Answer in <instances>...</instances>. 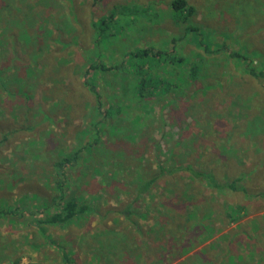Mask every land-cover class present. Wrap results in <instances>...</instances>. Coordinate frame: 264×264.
I'll return each instance as SVG.
<instances>
[{
  "label": "trees",
  "instance_id": "trees-1",
  "mask_svg": "<svg viewBox=\"0 0 264 264\" xmlns=\"http://www.w3.org/2000/svg\"><path fill=\"white\" fill-rule=\"evenodd\" d=\"M60 1L35 0L33 2L29 0V6L26 7H23L17 1L15 4L16 8H12L11 13L7 12V6L10 1L6 0L4 4H0V27L4 30L0 31V43L10 39L12 41L11 45L18 49L11 59V62H14L12 66L13 72L18 74L12 75V85H10L9 80L2 83V91L8 93V96L15 94L24 98L22 102L24 111L19 116L20 122L24 126L20 129L25 127L31 129L42 126L45 121H49V124L53 126L52 129H55V126H57L56 116L60 118L64 114L68 117V122L64 123L65 126L63 128L65 133L70 130L72 125H77L74 124V120L77 118H81L84 122L83 126L77 127L79 128L78 130L75 129L74 132H71L76 137L74 142L72 141L71 147L66 146L65 138H59L58 143H56V140L54 143V139H50L52 143L50 146L54 144L55 146L53 149L49 147L51 153L49 151V156H47L50 172L45 177L50 179L52 183V191L49 192L48 196L36 190V187L30 189L29 194L19 198L15 204H11L8 201L1 203L0 219H5L9 223L14 224L24 223L28 226L29 237H33L32 239H37L34 236L35 234L50 238L51 233H53L56 238L53 239L52 237L50 239V244L54 245L50 250L53 249L54 252H51V257L53 256L52 260L57 264H79L78 253H72L70 247V241L71 245H73L72 239L74 237H76V241L80 242L81 245L90 247L88 255L84 257V260L92 255L94 264H132L130 258L133 255L131 251L133 248L137 252V254H134V256H137L135 258L137 264L165 263L163 255H169L171 259H175L174 257H177L179 254L187 252L185 245L190 241L191 235L200 239L208 237L205 234L207 232L206 228H210L212 224L207 225L203 221L205 217L208 219V214L212 210L208 213L199 212L200 215L196 218L194 217L193 223L190 222L191 217L188 215L190 213L193 215L192 206H196L199 197L198 191L201 189L205 191L206 188L210 187L214 190L223 191L226 195L229 192H241L246 197H250L251 194L249 193L251 192L247 187V183L250 185V181L247 182V177L250 179H253V177L259 178V175L263 174L264 169L260 164L264 162V155L258 154L260 158L257 162L255 159L257 164L255 166L252 165V167H258L256 171L233 170L226 178L218 179V175L216 176L212 172L213 169L202 167V163L204 164L205 160H202L198 165L191 161H198V155H200L198 150L203 147L202 143L204 139L200 137L196 142L198 146L189 148L193 144V140L188 144L185 143L186 145L183 148L186 152L182 153L184 156H178L176 166L166 168L164 166L165 162L171 160V156L175 155V150L178 147H182V144L179 143V140L170 141L167 137L168 130L164 129L166 121L162 115L164 113L163 108H161L160 116L158 121H156L160 127V138L153 139L152 128H158V125L152 113L150 115L140 112L138 103L142 100L144 102L150 99L155 102L156 100H164L162 106H169L167 109L169 120L171 122H178L177 126L184 124V127H186L187 117H192L187 108H190L193 103L184 105V114L180 112L178 116L172 112V105L177 103L178 95H181L185 91L189 92V88L191 87L193 89L196 87L194 82L199 81L198 78L200 79L197 73L198 68L201 63H205L202 51L210 53L209 58H211V54L218 55L223 53L224 58L229 60V62L233 61L234 57L238 59L242 56L239 52L228 51L227 47L223 52L220 51L221 46L212 50L210 48L211 44H204L196 36V32L193 33L192 39L203 46L201 52H199L198 57L200 59L198 62L195 59L189 60L185 57L184 53L179 54L175 51V44L172 49L167 51L156 48L151 43L144 47H134L130 50L127 48L124 50L111 48L109 51H106L105 47L102 48V45H107L106 40L109 41L112 37H121L127 33V30L136 29L137 25L135 24L145 19L146 8L150 7L151 2L148 1L147 4L149 5L146 7H134V4L131 7L127 4H120L110 0L100 4L102 6L101 10L97 14H93L91 13V7H97L93 1L89 8L82 7L86 9V20L83 22L80 19V12L74 0ZM45 3H48L47 7L44 6ZM168 7L170 18L178 26L187 22L188 18L196 12L195 6L189 0H169ZM45 8L48 9V12H46ZM9 14L10 16H8ZM95 16L98 18L95 19ZM8 18L12 19V25H10L12 30L10 32L7 30L8 25L2 26L4 22H7ZM55 20H58V23H56L57 29H48L46 23ZM61 25L70 26L77 39L82 37L80 32L83 31V27L85 26H89L92 32V36L88 37L90 38L89 41L85 45L82 43L81 57L84 58L82 62L84 66L81 69L80 76L74 77L75 85H77L74 86V89L78 88L80 90L82 88L88 92L86 97H84V92L82 91L83 93L79 94L80 98L84 97L87 100L90 98V101L94 102L89 111H86V104L89 100L80 102V105H78L76 102L78 96L73 93L75 90L70 89L71 92L68 91L69 83L66 81V78L70 77L67 76L70 73V65H62L63 62L58 64L61 58H55L59 53L58 49L61 48V45L65 47L69 44L68 41L64 42L61 39L62 32L58 27H61ZM77 25L78 29L76 28L77 30L74 31V27ZM196 28L197 26L195 25H188L186 29L196 31ZM65 30L67 31L68 28H65ZM65 30L62 29V31ZM178 38L181 37L178 36ZM178 38L175 37V40L172 39L171 42L173 43ZM73 44H75L74 40ZM53 45L56 46L53 47ZM23 47L24 50L21 51ZM0 56H3V53ZM21 62L24 65L21 66L22 71L19 74V63ZM233 62L235 63L236 61ZM241 63L246 70V75L256 80L264 76V64L260 68L255 61L247 60L246 58ZM40 69L48 71V75H43ZM123 72L131 77L130 82H126L131 83V85L129 84L128 91L122 87V82L119 80L120 75L124 74ZM110 75L113 76L114 80L109 77ZM47 78L51 80V86L46 85ZM205 78L208 79L209 77ZM27 80H29V84ZM203 81L205 84L208 82L207 80ZM101 84L108 87L109 93H106L107 91L105 90L107 89L103 90L101 88ZM19 86L24 87L22 93L17 91L20 88ZM37 86L41 88L42 101L45 103L46 100V103H50L49 107H45L43 102L38 99L39 96L34 91V88ZM197 87L195 90L198 91ZM197 91L194 97H197ZM46 94L47 96L44 97ZM240 103L244 104L245 102H240L236 97H232L227 102H224L223 107L220 108L219 112L216 111V114L218 113L221 118L237 121L238 116H234L233 114L239 112L237 106ZM230 106V112H227L226 109ZM214 114L215 112L212 114V117ZM250 116L252 115L250 114ZM181 117L186 119L181 120ZM1 118L0 122L8 120V116L2 115V112ZM250 119L248 118V120ZM73 129L74 127L71 130ZM227 129L228 127L224 131ZM235 130L236 127L232 129L231 137L237 134ZM120 132L124 136L132 135L133 137L135 135V137L139 138L137 143L134 142L135 145H133V142H129L134 148H130L128 141L127 146H123V144L119 146V143H116L113 138L112 143L109 144L111 150L104 151V155H102L103 151H99V148L106 147L105 141H102L103 135ZM6 137V135L1 137L0 144H2ZM164 139H168L173 148L167 147L163 163H158V167L153 171L149 169L144 171V164L139 169L137 165L135 168L138 175L132 179L133 181H137H134L133 187L125 185L123 180L119 179V181H116L119 178V176L114 178L115 175L119 174L115 171V168L119 169V166H113L116 162V157L121 158L124 162L140 163L141 166L143 161L146 160V155H148V150L150 149L149 140L153 143L152 147L155 155L160 157L164 152H162V149H159V145L160 141ZM220 153L221 151H217V153L211 152L214 164L222 162L221 160L224 156L220 155ZM95 156L102 157L100 160L105 165L106 169L104 171L99 169L98 160L95 159ZM216 156L218 157L216 158ZM256 157L257 155L255 154ZM230 158L231 160L228 162L227 167L231 168V165L235 164V161L232 155H230ZM202 159H205L204 156ZM107 161L108 164H106ZM89 162L97 163L98 165ZM84 163L86 165L89 164L91 169V172H87V177L89 175V178H91L96 171L102 173V185L107 190L110 185H113L114 188H117L116 190L129 192L126 194V201L128 200L127 202L125 201L126 203H123L117 209L112 208V210L118 213V216L124 218V222L120 227H116L113 224H108L107 226V223L104 222L109 214L114 213L112 210L108 209L104 214L105 219L100 224L102 229L97 230L98 232L102 230L101 240L104 243L112 236L115 238L112 239L111 244L105 245V249L103 252L101 251V254H97L95 250L99 245L97 242L98 235L90 237V235L84 232L80 235V230V236H74L75 231H73L74 228L78 226L82 227L88 222V220H85L88 214H95L101 210L100 205L96 204V202L92 204L91 202L81 200L82 192H80L79 187L83 183L80 182L82 180L80 174L84 173ZM93 165L95 166L93 167ZM121 167L123 168V166ZM38 175L41 176L40 173ZM172 175H177V177H172ZM187 175L190 176L189 180H186ZM89 178L86 179L84 176L85 180H89ZM171 178H174V186ZM195 179L197 181H205L208 186L201 183L200 187H194L192 183ZM160 180L162 183H160ZM88 183L89 181H87L86 187L89 185ZM170 184L171 187L168 186ZM155 186H161L163 189L158 192L160 193V197L156 198L154 202L156 204H152L153 206L151 205L150 207L151 214H147L144 211L137 212L134 209L138 205L137 202L144 201V194ZM258 193L263 195L264 190ZM231 200L233 201L234 198H231ZM213 206L216 207L215 204ZM216 208L220 209V212L217 213H220L221 219L233 220L241 217L243 215L242 211H244V215L248 213L245 204L241 203L228 205L224 208L220 206ZM209 209H212L211 205ZM136 213H138V216L135 219ZM61 233L63 234V238L59 239L58 234ZM235 234L236 232L231 233V235ZM82 236H85V240H83ZM3 243L4 241H0V253L6 249L2 246ZM196 244L195 242L191 247ZM169 245H172L176 250L169 249ZM191 247L189 246L188 248L190 249ZM179 248L184 249L179 251ZM207 249L205 248L203 254H201L202 256L206 255L205 253L218 255L215 249H208L209 251ZM217 249L219 253L225 252L221 250L222 248L220 249V246ZM226 252H230V250L226 249ZM150 253H152V258H155L151 263V260L148 259L151 258ZM12 254L13 252L7 249L3 258L11 262ZM171 259L169 258V260ZM182 262L183 259L181 260ZM213 263L220 264V261ZM261 264H264V260Z\"/></svg>",
  "mask_w": 264,
  "mask_h": 264
},
{
  "label": "rangeland",
  "instance_id": "rangeland-1",
  "mask_svg": "<svg viewBox=\"0 0 264 264\" xmlns=\"http://www.w3.org/2000/svg\"><path fill=\"white\" fill-rule=\"evenodd\" d=\"M5 1L6 0H0V4H4ZM8 1L10 2L7 6V12L10 13L12 12V8H16L15 4L17 1H19L23 7L29 6V0ZM31 1L34 2L35 0ZM93 1L97 7L92 6L91 13L97 14L102 8L100 4L110 0H74L80 12V19L83 22L86 20V9L82 7L89 8ZM112 1H116L120 4H127L131 7L133 4L135 5L134 7H146L149 5L147 4L148 1L151 2V5L149 8H146L145 19L135 24L137 25L136 29L127 30V33L121 37H112L110 38L111 40H106L107 45H102V48L105 47L106 51H109L111 48L118 50L127 48L130 50L134 47H144L150 43L156 48L167 51L172 49L175 44V51L179 54L184 53L185 57L189 60L195 59L197 60L196 62H198L200 59L198 57L199 52H201L203 46L193 41L192 35L196 32V36L204 44H211L210 48L212 50L221 46L220 51L223 52L227 47L228 51L239 52L242 56L238 59L234 57L233 61H236L234 63L233 61L229 62V60L225 59L223 53L218 55L211 54V58H209L210 53L202 51L205 63H201L202 66L199 64L200 66L197 73L200 79L202 78L208 81L207 84H205L202 79L200 80L198 78L199 81L194 82V84L196 87L198 86L197 89L199 93L195 90L196 87L194 89L191 87L189 88V92L185 91L182 92L181 95H178L177 103L172 105V112L176 113V116H178L180 112L184 114L183 111L186 105L193 103L190 108H187L192 117H187L186 127H184V124L177 126L178 122H171L169 120L167 116V109L169 106H162L164 100H156L155 102L150 99L149 101L145 100L143 102L142 100L138 103L140 112L150 115L152 113L155 122L158 121L160 110L163 108L164 113L162 115L166 121L164 129L168 130L167 137L170 141L179 140V143L182 144V147H178V149L175 150V155L171 156V160L165 162L164 166H166V168L176 166L178 156H182V153L186 152L183 147L190 143L191 140H193V144L189 148L198 146L196 142L202 137L204 138L202 143L203 147L198 150L200 153V155H198V161H191L198 165L202 160H205L204 164L202 163V167L213 169L212 172L215 173L216 176H219H217L218 179L226 178L233 170L256 171L258 167H252V165L255 166V164H257L256 162L260 158L258 154L264 155V76L256 80L246 75V70L244 66L241 65V62L246 58L247 60L255 61L258 67H263L264 0H189L190 3L195 6L196 12L188 18L187 22L179 24V26L175 24L169 16V0ZM44 6L47 7L48 3H45ZM45 10L48 12L47 8H45ZM8 16H10V14ZM96 18L98 17L95 16V19ZM151 18L152 20H150ZM56 23H58V20L53 22L48 21L46 27L51 30L57 29ZM5 25H8L7 30L10 32L12 30L10 26L12 25V19L8 18L7 22L2 24V26ZM188 25L197 26L196 31L193 29H186ZM58 27L62 32V41H68L69 44L65 47L61 45V48L58 49L59 53L57 52L58 54L55 58H61L58 64L63 62L62 65H70V73L67 75L70 77L66 78V81L69 83L68 91H70V89L75 90L73 93L78 96V100L76 101L78 105H80V102L89 100L86 104V111H89V108H91L94 102L92 100L90 101V98L88 100L84 99L88 92L84 91L82 88H80V90H78V88L74 89V86H77L75 85V78L76 76H80L81 69L84 66V64H82L84 58L81 57L82 43L85 45V43L89 41L90 38L88 37L92 36V32L89 26H85L83 27V31L80 32L82 37L77 39L70 26L61 25V27ZM65 28H68V30L66 31ZM76 28L78 29V25L74 27V31L77 30ZM62 29L65 31H62ZM0 31H4L2 27H0ZM178 36L181 38H178ZM175 37L178 39L172 43L171 40H175ZM73 40L75 44H73ZM11 42L12 41L9 39L6 42L3 41L0 43V54L3 53V56H0V75H2L0 77V119H2L1 112L2 115L5 114L8 116L7 121L0 122V139L5 135L7 136L2 144H0V204L5 201L15 204L19 198L28 195L30 192L29 190L35 187V189L42 192L43 195L48 196L49 192L52 191V183L50 179L45 177L49 175L50 172L47 156H49L48 153L50 148L53 149L55 146V144L50 146V144H52L50 139L52 138L54 139V143L55 140L57 141L56 143H58L59 138H65L66 146L71 147L72 141L74 142L76 138L71 132H74L75 129L78 130L84 125L81 118H75L74 124L77 125H72L70 130L65 133L63 128L65 126L64 123L68 122V117L64 114L60 118L56 116L57 126H55L56 124L54 125L55 129H52L53 126L49 124V121H45L42 126L33 127L31 129H29V127L20 129L24 126L19 119V116L24 111V107L22 106L24 98L16 96L15 94L13 96H8V93L2 91V83L9 80L10 85H12V75L18 74L13 72L12 66L14 62H11L14 53L18 51V49L12 46ZM55 46L56 45H53V47ZM22 50H24V47L21 51ZM228 51H226V53H228ZM23 65L24 63H19V74H21V66ZM40 72H43L45 76L48 75V71H43V69H40ZM123 73L124 74H121L122 76L120 75L119 80L122 82V87L128 91L129 84L131 85V83L126 82H130L131 77L125 72ZM109 77L114 80L112 75ZM205 77L209 78L206 79ZM27 83L29 84V80H27ZM50 84H52L51 80L47 78L46 85L51 86ZM100 86L103 90L108 88L103 84ZM19 87L17 91L22 93L24 87ZM40 90V86L34 88V91L39 96L38 99L42 101ZM108 90L109 89L105 90L107 91L106 93H109ZM196 91L197 97H194ZM80 93H83L84 97L80 98ZM46 96L47 94L44 97ZM232 97H236L240 102H245L244 104L240 103L239 106H237L239 112L233 114L234 116H238L237 121L221 118L218 113L216 114V111L219 112L220 108L223 107L224 102H227ZM43 104L45 107H49L50 105V103H46V100ZM230 109L231 106L227 107L226 111L230 112ZM214 112L215 114L212 117ZM250 114L252 116H250ZM169 117L171 118L170 114ZM248 118L251 119L248 120ZM180 119L183 120L186 118L181 117ZM157 125L158 128H152V136L155 140L160 138V127L158 123ZM73 127L74 129L71 130ZM227 127L228 129L224 131ZM235 127L237 134L231 137L232 129ZM113 138L116 143H119V146H121V144L127 146V141L128 144L129 142L137 143L139 139L135 137V135L133 137L132 135L124 136L121 132L109 135L105 134L103 135L102 141H105L106 147L99 148V151H103L102 155H104V151L111 150L109 144L112 143ZM169 140L164 139L160 141L159 149H162V152H164L160 157L155 155V151L152 147L153 143L149 140L150 149L148 150V155H146V160L143 161L141 166L140 163L133 164L132 162H124L121 158L116 157V162L113 165L116 167L119 166V169L115 168V171L119 173L114 176V178L119 176L116 181H119V179L123 180L125 185L133 187L134 181H137L132 180L138 175L135 168L137 165L139 169V167L142 168L144 164V171L147 169L150 171L155 170L158 167V163H163L165 161L167 147L173 148ZM129 145L130 148H134L131 144ZM133 145H135V143ZM217 151H221L220 155L224 156L220 164L213 163V154H211V152L217 153ZM255 154L257 155L256 158ZM132 155H134V153H132ZM230 155H232L235 161V164H232L231 168L227 167L228 162L231 160ZM203 156L205 159H202ZM217 157L218 156H216V158ZM100 158L95 156V159L98 160L99 169L104 171L106 168ZM112 162L114 161L112 160ZM89 163L98 165L97 163ZM84 164V173L80 174L82 179L80 182L83 183L81 187H79L80 192H82L81 200L91 202L92 204L96 202V204L100 205L101 210L95 214H88L85 217V220H88V222L82 227L78 226L74 228L73 231H75L74 236H80L83 232L90 235V237L98 235L97 242L99 245L95 250L97 254H101V251L103 252L105 249V245L111 244L112 239L115 238L112 236L104 243L101 240L102 230L100 232L97 230L101 228L100 224L102 220L105 219L104 214L108 209H117L122 206L123 203H126L128 201H126V194L129 192L116 190L117 188H114L113 185H110L107 190L106 187L102 185V173L96 171V173L93 174L94 176L89 178V175L87 177V172H91L90 165ZM106 164H108V161ZM263 164L264 162H261L260 166L264 169ZM95 165H93V167ZM121 166H123V168ZM39 173L41 176L38 175ZM84 176L86 179L89 178V180H85ZM172 177L176 178L177 175H172ZM171 179L174 186V178ZM189 179L190 176H188L186 180ZM87 181H89V185L86 187ZM248 181H250V185L247 183V187L251 192L249 193L251 194L250 197H246L241 192H229L226 195L225 192L223 193V191L214 190L210 187L206 188L205 191L202 189L199 190L196 206H192L194 216L191 213L188 215L191 217L190 222L193 223L194 217L196 218L200 215L199 212L208 213L212 210L211 213L208 214V219L205 217L203 221L204 224H212L210 228H206L207 232L205 234L208 237L200 239L191 235L190 241L185 245V250H187L186 253L179 254L177 257H174L175 259H171L169 255H163L165 263L161 262L159 264H214L213 262L217 263L219 261L220 264H261L264 260V194L260 195L258 192L264 190V172L259 175V178L253 177V179H250L247 177V182ZM160 183H162L161 180ZM201 183L204 185L206 184L205 181H197L196 179L192 184L194 187L198 188ZM168 186L171 187V184ZM161 189H163L161 186H155L153 189L149 190L144 194L145 200L137 202L138 205L135 206L134 209L137 210V212L144 211L147 214H151L150 207L152 204H156L154 202L156 198L160 197V193L158 192ZM92 195L95 196L92 197ZM231 198H234V200L232 201ZM239 203L245 204L248 212L247 215H244V211H242L243 215L241 217L232 220L225 218L221 219L222 216L220 213H217L220 212V209L216 208L218 206L224 208L228 205ZM213 204H215L216 207L213 206ZM131 205L133 206V204ZM210 205L212 209H209ZM112 211L114 213L109 214L104 222L107 223V226L108 224H113L116 227H120L124 222V218L118 216L115 210ZM137 214L138 213L134 216L135 219L138 216ZM233 232H236V234L231 235ZM34 236H36L37 239L29 237V228L24 223L14 224L11 222L9 223L5 219H0V241H4L2 246L6 248L0 253V258H2L0 259V264H57L52 260L53 256L51 257V252L54 251L53 249L50 250V248L54 247V245L50 244V239L52 237L55 239V235L51 233L50 238L42 237L40 234H35ZM58 238H63V234H58ZM75 238L76 237L72 239L73 245H71L70 241V247L72 253H78L79 264H94L95 262L92 255L84 260V257L88 255L90 247L87 245L84 246L83 244L81 245ZM82 238L85 240V236H82ZM195 242L197 244L191 247ZM189 246L191 247L190 249L188 248ZM219 246L220 249L222 248L221 250L225 252L219 253L217 249ZM205 248L215 249L218 255L205 253L206 255L202 256L201 254H203ZM7 249L13 252L11 262L3 258ZM169 249L176 250L172 245H169ZM183 249L184 248H179V251ZM226 249H229L230 252H226ZM131 251L133 254H137L134 248L131 249ZM150 256L151 258L148 259L151 260V263L155 258H152V253H150ZM17 258L19 259L17 260ZM169 258L171 260H169ZM182 259L183 262L181 263Z\"/></svg>",
  "mask_w": 264,
  "mask_h": 264
},
{
  "label": "crops",
  "instance_id": "crops-1",
  "mask_svg": "<svg viewBox=\"0 0 264 264\" xmlns=\"http://www.w3.org/2000/svg\"><path fill=\"white\" fill-rule=\"evenodd\" d=\"M136 257H137V256H134V254H133L132 257L130 258L132 264H137V263L135 262V258H136ZM148 262H149V261H148Z\"/></svg>",
  "mask_w": 264,
  "mask_h": 264
}]
</instances>
